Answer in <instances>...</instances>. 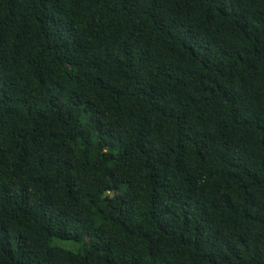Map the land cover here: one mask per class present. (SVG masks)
Wrapping results in <instances>:
<instances>
[{
  "label": "trees",
  "instance_id": "obj_1",
  "mask_svg": "<svg viewBox=\"0 0 264 264\" xmlns=\"http://www.w3.org/2000/svg\"><path fill=\"white\" fill-rule=\"evenodd\" d=\"M0 264H264V0H0Z\"/></svg>",
  "mask_w": 264,
  "mask_h": 264
},
{
  "label": "rangeland",
  "instance_id": "obj_2",
  "mask_svg": "<svg viewBox=\"0 0 264 264\" xmlns=\"http://www.w3.org/2000/svg\"><path fill=\"white\" fill-rule=\"evenodd\" d=\"M55 243H57L55 241ZM60 246H63L64 248L70 249V250H75L76 246L74 245V243L71 242H60L58 243Z\"/></svg>",
  "mask_w": 264,
  "mask_h": 264
}]
</instances>
